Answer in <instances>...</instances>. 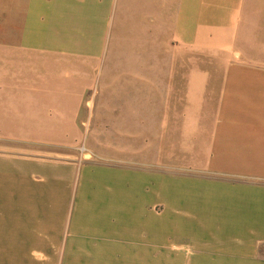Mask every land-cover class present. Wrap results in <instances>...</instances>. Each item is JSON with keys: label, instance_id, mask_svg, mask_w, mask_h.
<instances>
[{"label": "crops", "instance_id": "1", "mask_svg": "<svg viewBox=\"0 0 264 264\" xmlns=\"http://www.w3.org/2000/svg\"><path fill=\"white\" fill-rule=\"evenodd\" d=\"M137 3L170 14L169 43L227 62L214 120L182 130L206 134L205 169L224 177L161 180L0 136V264H160L161 251L168 264H264V0ZM112 12V0H0V120H77L88 88L57 83L63 58L97 60ZM208 81L187 73L191 118Z\"/></svg>", "mask_w": 264, "mask_h": 264}, {"label": "rangeland", "instance_id": "2", "mask_svg": "<svg viewBox=\"0 0 264 264\" xmlns=\"http://www.w3.org/2000/svg\"><path fill=\"white\" fill-rule=\"evenodd\" d=\"M112 2L104 53L97 60L63 58V76L57 83L88 88L77 120H0V136L25 133L33 148L50 157L159 172L161 180L167 175L224 177L205 169L200 145H205L206 134L192 139L182 130L184 120H214L227 62L169 43V13L139 6L138 0ZM151 37L160 43H140ZM190 69L209 73L203 108L192 118L185 92ZM50 83L55 82L49 78ZM48 112L51 117L62 110ZM10 143L0 140L1 146ZM168 255L161 251L160 264H168ZM259 256L264 259V244Z\"/></svg>", "mask_w": 264, "mask_h": 264}]
</instances>
